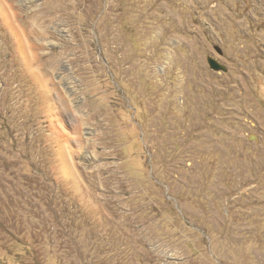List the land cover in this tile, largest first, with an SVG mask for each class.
Segmentation results:
<instances>
[{"label":"rangeland","instance_id":"1","mask_svg":"<svg viewBox=\"0 0 264 264\" xmlns=\"http://www.w3.org/2000/svg\"><path fill=\"white\" fill-rule=\"evenodd\" d=\"M0 264H264V0H0Z\"/></svg>","mask_w":264,"mask_h":264},{"label":"water","instance_id":"2","mask_svg":"<svg viewBox=\"0 0 264 264\" xmlns=\"http://www.w3.org/2000/svg\"><path fill=\"white\" fill-rule=\"evenodd\" d=\"M219 52H222L221 48L216 47ZM208 63L210 67L214 70H226V66L221 64L216 58L209 56L208 57Z\"/></svg>","mask_w":264,"mask_h":264},{"label":"bare ground","instance_id":"3","mask_svg":"<svg viewBox=\"0 0 264 264\" xmlns=\"http://www.w3.org/2000/svg\"><path fill=\"white\" fill-rule=\"evenodd\" d=\"M8 17V16H7ZM124 34V33H123ZM122 35V34H121ZM124 37V36H123ZM123 40V39H122ZM122 42H124V41H122ZM22 46V45H21ZM121 47H123V46H121ZM23 50V49H22ZM25 50V49H24ZM124 50V49H123ZM124 53V52H123ZM123 57V56H122ZM127 59V58H126ZM123 63V62H122Z\"/></svg>","mask_w":264,"mask_h":264}]
</instances>
